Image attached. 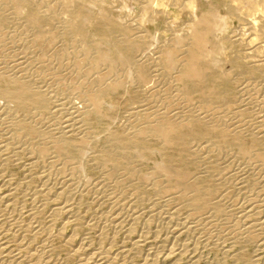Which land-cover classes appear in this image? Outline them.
<instances>
[{
    "label": "bare ground",
    "instance_id": "1",
    "mask_svg": "<svg viewBox=\"0 0 264 264\" xmlns=\"http://www.w3.org/2000/svg\"><path fill=\"white\" fill-rule=\"evenodd\" d=\"M127 1L0 0V83L6 84L0 87V135L6 138L0 150L10 145L15 157L27 159V172L38 169L42 184L31 194L41 197L43 206L52 203L51 216L66 214L64 224L77 226V203L69 202L77 188L91 190L93 198L108 204L109 212L99 218L114 229L123 228L129 246H112L102 226L95 232L94 248L86 231L77 235L75 226L69 233L60 230L76 264H133L130 257L144 246L140 264H197L201 256L182 240L219 241L225 236L254 242L252 261L258 264L264 257V133L244 120V105L255 103L263 119L264 94L259 92L260 98L243 86L232 91L231 84L240 75L253 78L264 67V0H206L204 8L198 0H133L140 15L135 20L118 16L128 10L122 8ZM172 11L186 14L179 28L173 26ZM231 18L240 24L233 36L227 32ZM160 22L171 33L158 41L146 25L156 30ZM234 45L245 49L242 57L223 59ZM126 88L141 103L122 130H106L105 144L98 146L94 122L109 116L103 110L106 99ZM233 103L239 106L230 107ZM233 148L242 163L231 184L243 191L234 212L229 208L236 206L235 199L228 202L218 194L227 179L214 172L221 161L232 160ZM211 158L215 161L208 162ZM86 166L98 173L91 183L82 179ZM1 172L0 264H57L33 248L27 236L12 232L17 226L36 234L41 226L34 225L30 207L25 215L31 223L18 222L24 209L17 213L15 208L19 185ZM146 190L152 198L145 199ZM143 202L147 204L141 208ZM15 211L17 217L10 215ZM140 218L144 222L137 233ZM153 223L165 236L147 231Z\"/></svg>",
    "mask_w": 264,
    "mask_h": 264
},
{
    "label": "rangeland",
    "instance_id": "2",
    "mask_svg": "<svg viewBox=\"0 0 264 264\" xmlns=\"http://www.w3.org/2000/svg\"><path fill=\"white\" fill-rule=\"evenodd\" d=\"M136 2H138V1H140V0H135ZM199 2H198V4H199V7L200 6H202V7H200V8H204V6H205V2H206V0H198ZM212 1V0H211ZM134 1L133 0H131V1H127L126 2V4H124L123 6H122V8H126V9H128V10H125V9H122V11H120L119 12V15L118 16H120V14H122L123 16V18L124 19H127V20H129L128 18H130V20H135L136 18H137V16L138 17H140V15H139V13H137V11H138V7H137V5L135 4V3H133ZM205 3V4H204ZM126 6V7H125ZM130 6V7H129ZM130 8H131V10H130ZM135 9V10H134ZM170 11V10H169ZM125 14V12L126 13H128V15L127 14H123V13ZM223 11L221 10L220 11V13H222ZM138 14V15H137ZM172 16H174V18H175V22H174V24H173V26H175V27H177V28H179L181 25H182V20H185L186 19V14H181V13H177L176 11H172V13H170ZM175 14H177V15H175ZM180 14V15H179ZM170 15V16H171ZM171 16V17H172ZM178 16V17H177ZM121 17V16H120ZM161 21V20H160ZM238 20L236 19V18H231L230 19V22H229V24H228V26H230V27H228L229 28V30L227 29V32H228V35H230V36H233L234 34H235V32L236 31H238V29H239V25L240 24H238ZM161 23V22H160ZM181 23V24H180ZM164 25V24H163ZM162 25V23L159 25V27L155 30L154 28V26L153 25H146V29L147 30H149V33L150 34H152L153 36H155L156 38H157V40L159 41V39L160 40H163V39H165V38H167V34L169 35L171 32H170V30H169V26H168V24L167 25H164L163 26ZM173 28V29H177V28ZM167 30V31H166ZM166 31V32H165ZM168 32V33H167ZM157 35H156V34ZM160 33V34H159ZM245 53V49L244 48H242V47H240L239 45H234V47L232 48V51H230V52H226L225 54H224V56H223V59H226V57L228 58L229 56H232V57H234V58H236V59H239L240 57H242V55ZM224 66H225V68L226 69H229V70H231V64L229 65L228 63H227V61H225L224 60ZM232 70H233V68H232ZM264 67L262 68V71H261V73L260 74H258V75H256V76H253V78H251L250 76H248V75H240V77H238V79L237 80H235L234 82H232V84H231V88L233 89L232 91H237V90H239L240 88H242L241 86H243L244 88H246V90L248 91V92H254V95H257V96H259L260 98L262 97L261 95L262 94H264V89L262 90V87L264 88ZM260 76H262V77H260ZM246 77H247V80H246ZM252 79V80H250V79ZM263 78V79H262ZM249 79V80H248ZM258 81H257V80ZM243 80V81H242ZM262 80V81H261ZM252 81V82H251ZM257 81V82H256ZM238 82V83H237ZM242 82V84H240ZM246 82V83H245ZM255 82V83H254ZM2 83H3V85H2ZM243 83H244V85H243ZM262 85H261V84ZM234 84V85H233ZM240 84V85H239ZM253 84V85H252ZM259 84V85H258ZM0 87L2 88H4V87H6V84H4V82H1L0 83ZM233 85V86H232ZM236 85H237V87H236ZM239 86V87H238ZM254 86V87H253ZM258 86V87H257ZM250 89H252V90H250ZM254 90V91H253ZM126 91V92H125ZM129 91V92H128ZM238 92V91H237ZM250 92V93H251ZM259 92H260V94H259ZM261 92H263V93H261ZM256 93V94H255ZM258 93V94H257ZM120 94V95H119ZM258 97V98H259ZM264 99V97H262V100ZM112 100V102H109V101H111ZM3 102V99L0 97V103H2ZM106 102H107V106L105 105H103V110L107 113V114H109V112H110V114H109V116L105 119V120H103V121H100V122H94V125H95V127H97V128H95V135H96V142H97V145L99 144V145H101V144H105V141H104V139H105V131L107 130H111V131H114V132H120L121 130H122V128H123V124H124V122H126L127 120H128V116H129V113L132 111V109L133 108H136V106H138V105H140V103H141V99L137 96V94H136V92H134V91H132V89L131 88H126V89H124V90H121V91H119L117 94H116V96L114 95L113 97H111L110 99L109 98H107L106 99ZM138 104V105H137ZM254 104V105H253ZM253 104H251V103H247L246 105H244V108L246 109V114H245V116H244V118H246V119H244V120H246V122H249L250 120V122L253 124V126L252 127H255V129L257 130V131H259V132H263L264 133V117H263V119H259V116L261 117V115H262V113L260 112V114H258V110H259V107L255 104V103H253ZM226 105V104H225ZM235 105H237V106H239V103H233L230 107H235ZM253 105V106H252ZM262 105L264 106V100H263V103H262ZM249 106H250V108H249ZM109 107V108H108ZM255 109H254V108ZM253 108V109H252ZM107 109V110H106ZM249 109H251V110H249ZM252 110H254V111H252ZM257 112V113H256ZM251 114L253 115V116H251ZM258 114V115H257ZM252 117V118H251ZM113 120H112V119ZM248 120V121H247ZM259 120H260V122H259ZM262 121V122H261ZM255 123H258V124H255ZM101 124V125H100ZM257 125H258V127H257ZM261 125H263V126H261ZM108 126H109V128H108ZM100 128V129H99ZM108 128V129H107ZM100 131V132H99ZM107 131H106V134H107ZM98 132V133H97ZM98 134V135H97ZM105 135V136H104ZM98 139V140H97ZM3 141V142H2ZM245 141L248 143L249 141H250V138H248V137H246L245 136ZM0 144L2 145V144H4V143H6V138H5V136H3V135H0ZM262 142L264 143V138H262ZM98 145V146H99ZM235 148H233L231 151H229L231 154H232V156L233 157H230V158H232V160L231 159H229V162L228 161H226L225 163L224 162H220V163H222V165L220 164V166L218 167V169H215L214 170V172H217V174L219 173V171H220V173H221V175H223L224 176V178L225 179H227V184H226V190H225V187H224V189H222V192L221 191H218V194L219 193H222V194H224V196L226 197L225 198V200L227 199V198H229L228 200H230V201H228V200H226V201H228V202H233V200L235 199V202L234 203H236V206L234 205V207H231V208H229L232 212H234L235 211V208L237 207V203L238 202H236L237 201V199H238V201H239V198H241L242 196H241V192H243V191H239V190H237V187H236V185L234 186V184H231V182L232 183H235V181H236V179H235V176L233 175L234 174V172H235V170H236V167H238V165H240L242 162L241 161H239L238 159V157H237V155L234 153L235 152V150H234ZM9 150V151H8ZM6 153V154H5ZM6 155V156H5ZM234 155H236L235 157H234ZM2 156H3V158H2ZM19 156V157H18ZM17 157H15L14 156V149H13V147H11L10 145H8V147L5 149V150H0V172L1 171H3V172H1V174H3L4 173V171H5V173L3 174V175H7L11 180H12V183H13V185H19V189H18V192H17V194L18 195H16V198H15V202H16V206H15V208L17 209V210H19V211H17V213H19V212H21V210H22V212H21V214H20V216L18 215V217H17V213H16V211L15 212H12L10 215H16V217H17V219L19 220L18 222H20L21 224H28V221H30L29 223H31V220H29L27 217H26V215H25V213L26 212H30V210L31 211H35V215H34V217H33V223H34V225L35 224H38V226H39V228H40V226H41V231L39 230V232H37L36 234H31V232H28V231H26L25 233H23L24 231L22 230V229H19L17 226L16 227H13V230H12V232L13 233H15L16 232V234H17V236L18 237H24V239H26V236L28 237L27 238V242L28 241H31V242H28V243H30V245L33 247V248H36V249H41L42 251H43V253H45V255H46V257L47 256H51V257H48L49 258V260L50 261H52L53 263H57V264H76L77 263V258L75 257V255H74V253L71 251V247L68 245V244H66L64 241L65 240H63L64 239V237L61 235V233L63 232V233H69L70 231H71V229H73V226H75V231H76V233H77V235L78 234H80V233H85V231H86V235L89 237V239H90V242H91V246H93L92 248H94V246H96L97 245V243H98V238H97V236H96V234H95V232H97L98 231V229L100 230V228H102L103 227V232H104V236H106L107 235V238L109 237V239H112L111 241H112V246H118V245H126V246H129V242H128V239L126 238V235H124V230H123V228L122 229H120V228H113V225H111L109 222H106L105 223V221H104V223H103V220L101 221L100 220V218H99V215H100V217L102 216V214H103V216H105V215H107V213L109 212L108 210V208H109V206H108V204H105V203H100V201H98L96 198H93L92 196H94V194H92V191L91 190H88V191H86L85 189V191L82 189V188H80L79 190H78V188H77V191H74L73 193L74 194H71L72 195V200H70L71 199V197L69 198V202L71 203V204H76V208H75V206H74V209H76L75 210V212H76V214L79 216V218H78V223L76 222V224H77V226L76 225H74V224H64L66 221V214H64V213H59V214H57V216H55V215H53V216H51V204L52 203H48V204H46V206H43L44 205V203H45V201L44 200H42V198L41 197H33V191H36L37 190V188H34V187H40L41 186V184H42V181H40V179L38 178V175H36L37 174V171H38V169L37 168H32V169H30V172H27V169H26V167H27V159L23 156V155H18ZM237 158V159H236ZM10 159V160H9ZM14 159H15V162H14ZM16 159H18V160H16ZM214 158H211L210 160H208V162H214L215 161V159L213 160ZM4 160V161H3ZM3 161V162H2ZM236 161H238V162H236ZM12 162H14V163H12ZM224 163V164H223ZM228 163V164H227ZM230 163V164H229ZM235 163H236V165H235ZM25 164V165H24ZM225 165V166H224ZM228 165H229V167H228ZM232 165H233V167H232ZM151 166V164H148V166H146L147 168H149ZM222 167V168H221ZM224 167V168H223ZM220 168V169H219ZM225 169V170H224ZM233 171V173H232V171ZM33 171V172H32ZM84 172H82L83 174H82V179L83 180H85V182L87 183V181H88V183H91L92 182V180L93 179H96V177H98V173L96 172V170L95 169H90L89 168V166H86L85 167V169L83 170ZM91 171V172H90ZM11 172V173H10ZM35 172V173H34ZM192 172L194 173V174H199L198 172V170H196L195 171V169H192ZM26 173V174H25ZM31 173H32V176H31ZM34 173V174H33ZM95 173V174H94ZM14 174V175H13ZM87 174V175H86ZM214 174H216V173H214ZM213 174V175H214ZM230 174H231V176H230ZM84 175V176H83ZM228 175V176H227ZM31 176V177H30ZM92 176V177H91ZM28 180H27V179ZM213 178H215V176H213ZM24 179V180H23ZM23 180V181H22ZM30 180V181H29ZM87 180V181H86ZM230 180V181H229ZM17 182V183H16ZM25 182V183H24ZM16 183V184H15ZM20 183V184H19ZM31 185H30V184ZM25 184H27V185H25ZM40 184V185H39ZM39 185V186H38ZM232 185V186H231ZM26 188H25V187ZM34 189H33V188ZM22 188V189H21ZM28 188V190L30 189V191H27L26 189ZM23 190V191H22ZM24 190L26 191L25 192V194H23L24 193ZM33 190V191H32ZM81 190H82V192H81ZM224 190V191H223ZM23 193H22V192ZM21 192V193H20ZM29 192V193H28ZM147 192H149V193H147ZM240 192V193H239ZM32 193V194H31ZM81 193V194H80ZM84 193H86V194H84ZM92 194V195H91ZM145 194V193H144ZM236 194H238V195H236ZM22 195H24L23 197H22ZM26 195H28V196H26ZM74 195V196H73ZM78 195V196H77ZM91 195V197L92 198H89V196ZM153 194L151 193V191H148V190H146V194L144 195V197H146L145 199H147L148 197L149 198H152V197H150V196H152ZM236 195V196H235ZM95 197V196H94ZM230 197H231V199H230ZM32 198V199H31ZM78 198V199H77ZM234 198V199H233ZM17 199V200H16ZM21 199H22V201H21ZM33 202H30L29 203V201L30 200ZM73 199H75V200H73ZM86 199V200H85ZM89 199H92V200H90L91 202H88L89 201ZM35 202H34V201ZM64 200V199H63ZM81 200H82V202H81ZM44 201V202H43ZM75 201V202H74ZM78 201V202H77ZM18 202V203H17ZM20 202V203H19ZM88 204H86V203ZM32 203V204H31ZM80 203V204H79ZM99 203H100V205H99ZM17 204L19 205V206H17ZM35 204H37V205H35ZM50 204V205H49ZM84 204V205H83ZM147 203H145V202H143V204L141 205V208H144L145 206L144 205H146ZM21 205H23L22 206V208L20 207ZM29 205H31V206H29ZM41 205V206H40ZM79 205H81V206H79ZM86 205H87V207H86ZM100 207H99V206ZM107 205V206H106ZM35 206H37V207H35ZM49 206H50V208H49ZM18 207V208H17ZM31 209H30V208ZM33 207V208H32ZM38 207H40V208H38ZM89 207V208H88ZM27 208L28 209H30V210H27ZM35 208H37V209H35ZM106 208V209H105ZM34 209V210H33ZM84 209V210H83ZM91 209V210H90ZM228 209V210H229ZM26 210V211H25ZM40 210V211H39ZM86 210V211H85ZM95 210H96V212H95ZM36 211H38V212H36ZM46 211V212H45ZM102 211V212H101ZM108 211V212H107ZM98 212V213H97ZM91 215H90V214ZM93 213V214H92ZM97 213V214H96ZM184 213V211H182L181 212V214H183ZM38 214V215H37ZM83 216H81V215ZM97 215H98V217H97ZM94 216V217H93ZM102 216V217H103ZM91 217V222H90V218ZM22 220H21V219ZM85 218H86V220H85ZM97 218H99V220L97 219ZM26 219V220H25ZM28 219V220H27ZM36 219H38L37 221H35ZM65 219V220H64ZM89 219V220H88ZM24 220V221H23ZM64 220V221H63ZM82 220V221H81ZM96 221L95 223L96 224H93V227L91 226H89V225H87V224H89V223H92V221ZM22 221V222H21ZM85 221V222H84ZM98 221V222H97ZM23 222H25V223H23ZM64 222V223H63ZM89 222V223H88ZM142 222H144V219H142V218H140V220L138 221V223L135 225V231H138L137 233H139L140 232V230H141V227H142V225H143V223ZM81 223H82V225H81ZM103 223V224H102ZM98 224V225H97ZM108 224H109V226H108ZM139 224H142L141 225V227H140V225ZM64 225V226H63ZM94 225H96V226H94ZM156 223L154 224H151V227L150 228H148V232H150V233H154L155 231H157L161 236H165V230L161 227L160 229H159V227L156 225ZM102 226V227H101ZM111 226V227H110ZM139 226V228H136V227H138ZM98 227H100V228H98ZM107 227V228H106ZM63 228V229H62ZM90 228V230H88ZM106 228V229H105ZM111 228V230L109 231V229ZM152 228V229H151ZM16 229V230H15ZM91 229H93V230H91ZM119 229V230H118ZM151 229V230H150ZM153 229H154V232H153ZM156 229V230H155ZM44 230V231H43ZM62 232H61V231ZM66 230V231H65ZM82 230V231H81ZM106 230V231H105ZM43 231V233H41ZM61 233H60V232ZM69 231V232H68ZM81 231V232H80ZM109 231V232H108ZM112 231H113V233H112ZM115 231H117V232H115ZM59 232V233H58ZM107 234H106V233ZM136 233V234H137ZM22 234L24 235V236H22ZM31 234V235H30ZM112 235V237H111V235ZM29 235V236H28ZM35 236V239H34V236ZM115 235V236H114ZM114 236V237H113ZM30 237H32V238H30ZM96 237V238H95ZM94 238H95V241H94ZM124 238H126V240L124 239ZM231 238L232 237H229V236H225V237H223V238H221V240H219V241H216L215 239H213V238H211L210 240H208V241H206V240H202L201 239V241H200V239H190V237L187 239V238H185L184 240H182V241H185V242H187V243H189L190 244V246H193L194 245V247L196 248V252L194 253L195 255H196V257L198 256H201V257H199V258H197L198 259V263L197 264H256V263H253V257H254V255H255V251H256V247L254 246L255 244H254V242L253 243H251V244H246V243H244V242H241V241H239L240 239H233L232 238V240H231ZM14 239V238H13ZM12 238H9V240H11V242L12 243H10V245H12V244H14V241H15V239L13 240ZM34 239V240H33ZM187 239V240H186ZM190 239V241L192 242H190V241H188ZM13 240V241H12ZM122 240V241H121ZM215 240V241H214ZM228 240V241H227ZM223 241V242H222ZM233 242V243H231V244H229V242ZM194 242H196V243H194ZM210 242H211V244H210ZM214 242V243H213ZM216 242V243H215ZM217 242H219V244L217 243ZM94 243H96V244H94ZM117 243H119V244H117ZM123 243V244H122ZM220 243L222 244V246L220 245ZM35 244V245H34ZM39 244V245H38ZM108 244V241L107 242H105V245H107ZM203 244V245H202ZM213 244V245H212ZM124 245V246H125ZM201 245V246H200ZM207 245H208V247H207ZM214 245H216V246H214ZM218 245V246H217ZM220 245V246H219ZM243 245H245V246H243ZM248 245V246H247ZM37 246V247H36ZM189 246V248H192V247H190ZM199 246V247H198ZM205 246V248L204 249H202V247H204ZM223 246H224V248H223ZM227 246H229V247H227ZM248 248H247V247ZM249 246H250V248H249ZM253 246V247H252ZM147 247L148 246H144V247H141V248H139L138 250L139 251H141V252H139L138 250H137V253L136 254H133L131 257H130V261L133 263V264H140V262H141V259H142V255L144 254V252H147ZM216 247V248H215ZM219 247V248H218ZM46 249V250H44V249ZM200 248V249H199ZM218 248V249H217ZM228 248V249H227ZM230 248V249H229ZM241 248H243V249H241ZM247 248V249H246ZM48 249V250H47ZM142 249V250H141ZM212 249V250H211ZM215 249H217L216 251H215ZM226 251V253L223 251ZM232 249V250H231ZM249 249V250H248ZM199 250V251H198ZM209 250H211V251H209ZM242 250V251H241ZM50 251V252H49ZM70 251V252H69ZM221 251V253H222V251H223V253L221 254V253H219ZM254 251V252H253ZM207 252V253H206ZM237 252V253H236ZM244 252H246V253H244ZM70 253V254H69ZM143 253V254H142ZM207 254V255H205V254ZM235 253V254H234ZM138 254V255H137ZM201 254V255H200ZM213 254V255H212ZM231 254V255H230ZM205 256V258H204V256ZM221 255L223 256L222 258H221ZM213 256V257H212ZM219 256V257H218ZM243 257V258H242ZM216 259V260H214V259ZM221 258V259H220ZM55 259V260H54ZM60 260V261H58V260ZM223 259H224V261H223ZM76 260V261H75ZM205 260V261H204ZM218 260V261H217ZM233 260V261H232ZM234 260H236V262L234 261ZM244 260H246V263H245V261ZM210 261V262H209ZM213 261V262H212ZM214 261H216V262H214ZM242 261V262H241ZM61 262V263H60ZM212 262V263H211ZM229 262V263H228ZM264 262V257H263V259H262V261H260L258 264H264L263 263Z\"/></svg>",
    "mask_w": 264,
    "mask_h": 264
}]
</instances>
